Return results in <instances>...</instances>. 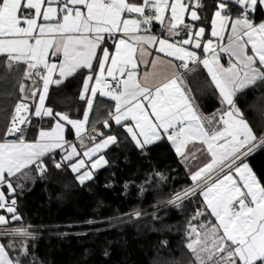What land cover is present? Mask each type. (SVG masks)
I'll return each mask as SVG.
<instances>
[{"label": "snow or ice", "instance_id": "6c2138e0", "mask_svg": "<svg viewBox=\"0 0 264 264\" xmlns=\"http://www.w3.org/2000/svg\"><path fill=\"white\" fill-rule=\"evenodd\" d=\"M258 8L264 9V0H214L210 10L204 0H0V58L9 68L26 65L24 78L33 83L27 94L20 85L11 121L0 128V212L5 213L0 226L22 219L16 198L20 180L32 171L42 177L46 159L57 169L70 168L81 185L108 163L103 153L117 137L94 125L84 135L99 94L115 102L104 128L111 130L114 123L140 149L166 138L183 157L191 141L206 146L210 162L191 173V188L169 201L179 206L202 196L215 217L210 237L201 236L206 224L192 223L203 211L198 208L189 221L187 247L196 264H264V183L247 163L264 148V136L255 134L234 100L238 91L264 83V21L254 20ZM154 23L161 35L152 32ZM209 30L215 43L206 38ZM149 47L169 58L171 69L154 87L137 79L140 62L155 66L160 59H145L152 55ZM221 53L228 54L227 67ZM53 57L59 63L50 62ZM190 64L207 69L226 105L207 127L185 86L184 74L194 70ZM85 69L78 95L82 119L46 107L50 85ZM33 117L49 118L47 128ZM68 126L79 146L65 139ZM34 239L30 226L0 228V264H26Z\"/></svg>", "mask_w": 264, "mask_h": 264}, {"label": "trees", "instance_id": "16d2710c", "mask_svg": "<svg viewBox=\"0 0 264 264\" xmlns=\"http://www.w3.org/2000/svg\"><path fill=\"white\" fill-rule=\"evenodd\" d=\"M204 2L210 10L214 0ZM254 20H264L261 8L254 13ZM25 68H9L0 58V128L11 121L20 100ZM84 74L87 72L53 88L48 107L82 119L83 102L78 95ZM188 88L204 114L222 110L214 84L203 68L189 76ZM235 104L255 134L264 136V83L240 93ZM113 108L112 101L97 97L89 128L94 125L105 135H115L117 143L105 152L108 163L92 180L81 185L70 168L57 169L49 159L48 171L42 177L32 171L20 180L23 188L17 190L16 198L22 219L0 227L30 226L35 239L28 242L26 264H196V255L187 247L191 242L189 221L198 208L203 211L204 215L192 221L197 227L207 225L202 234L213 220L201 196L179 206L169 203L175 192L193 186L189 172L167 139L140 149L122 128L103 129L100 124ZM47 121L33 119L45 128ZM247 162L264 183V148L250 155Z\"/></svg>", "mask_w": 264, "mask_h": 264}, {"label": "crops", "instance_id": "0c3cea01", "mask_svg": "<svg viewBox=\"0 0 264 264\" xmlns=\"http://www.w3.org/2000/svg\"><path fill=\"white\" fill-rule=\"evenodd\" d=\"M263 12H264V9H262ZM264 21V20H263ZM185 22L186 23H189L190 21L188 20V18L186 17L185 18ZM152 32L154 34H157V35H161V26L158 24V23H154L153 26H152ZM229 33H225L224 34V40L223 41H220V43H223V44H226L228 42L227 40V37H228ZM206 38H210V39H213L214 43L216 42V38H213L210 36H206ZM176 39H180V37H176ZM110 43V41H109ZM149 51L152 53L151 56H146L145 59L151 61L152 59H154L155 57L159 56L160 59H157L156 61V65L153 66L151 63L149 64H144L143 62H140L138 64V76H137V79L138 81H140L142 84H144L145 86H148V87H154L155 85L159 84L164 78L168 77L171 75V69L168 65V59L167 57L164 56V54H161V53H157L155 51V49L149 47ZM198 52L201 51V50H197ZM221 64L224 66V67H227L228 64H229V57H228V54L227 53H221ZM50 62H56V63H59L58 60H56L54 57L51 59ZM18 66H25L24 64H17V65H13L11 68H14V67H18ZM190 68H193L194 70L191 71V72H186L184 74V82H185V86L188 87V78L190 75H192L198 68H203L206 73L208 74L207 72V69H205L201 64H197V65H191L190 64ZM88 70H82V72H87ZM183 71V70H182ZM78 74V73H77ZM77 74L73 75L72 77L76 76ZM209 76V74H208ZM72 77H69L67 78L64 83L72 78ZM55 78V77H54ZM210 78V76H209ZM211 79V78H210ZM37 82L42 86V81H39V78H37ZM64 83H62L61 85L57 86L55 84L53 85H50V91H49V95H50V92L53 88H56V87H60L62 86ZM24 85H25V93H30L31 90H32V87H33V83L30 79H26L25 82H24ZM254 86V85H253ZM252 86H249V87H246L240 91H238L236 94H235V97H234V100L236 101V98L238 97V95L242 92H244L245 90H247L248 88H250ZM217 93H218V96H219V99L221 101V97L219 95V92L218 90L216 89ZM99 96V94H98ZM97 96V97H98ZM49 98V97H48ZM104 98H107V97H104ZM108 100H110L109 98H107ZM112 101V100H110ZM47 102H48V99L46 100V107H48L47 105ZM113 103H115L114 101H112ZM222 103V101H221ZM197 105V104H196ZM95 106V104H94ZM198 107V105H197ZM222 107H226V105H224L222 103ZM222 108V109H223ZM94 110V109H93ZM198 112L199 114L202 116L203 118V123L205 124V126L207 127V121L209 119H212L213 116L215 115V117H219V114L220 112H217L215 114H212V115H206L204 114L200 108L198 107ZM91 115L92 113H90L89 115V122H90V119H91ZM244 118V117H243ZM33 119H35L36 121H40L39 118H36V117H33ZM44 119H49L47 117H45ZM109 119V118H108ZM247 121V120H246ZM248 122V121H247ZM100 126L105 129L106 131H108L109 129H106L104 128L103 126V122L100 124ZM250 126V124H249ZM112 127H118L116 126L114 123H112ZM111 127V128H112ZM251 127V126H250ZM252 128V127H251ZM98 129L100 132L101 130L99 128H96ZM92 131V128L90 129L89 128V123L86 125L85 127V133L84 135L86 136L89 132ZM65 139L67 141H71L73 143H77V145L79 146V142L75 136V132L74 130H71L70 126H68V128L66 129V132H65ZM166 139V138H165ZM87 144H91L90 141H85ZM158 142V141H157ZM156 143V142H155ZM154 144V143H153ZM152 145V144H150ZM148 145V146H150ZM171 145V144H170ZM112 146V145H110ZM110 146L104 151L103 154H105V152L110 148ZM172 146V145H171ZM172 149L174 150V152L176 153L174 147L172 146ZM260 149V148H258ZM257 149V150H258ZM255 150V151H257ZM254 151V152H255ZM56 154H59V150H57ZM177 155V153H176ZM178 156V155H177ZM181 160V162L183 163V165L185 166V168L187 169V171L189 172V175L191 176V173L197 171L199 168L203 167L206 163L210 162L211 160V157H210V154L207 153V148L205 145H203L200 141H191L188 145H187V148L185 149V155L182 157V156H178ZM248 158V157H247ZM106 159V158H105ZM248 163V162H247ZM250 166V165H249ZM251 167V166H250ZM252 169V168H251ZM253 170V169H252ZM254 172V171H253ZM255 173V172H254ZM31 174V173H30ZM215 174L213 173V176ZM256 175V174H255ZM257 176V175H256ZM258 178V177H257ZM15 179V178H13ZM192 181V180H191ZM193 183V181H192ZM203 181H201V185L203 186ZM201 199L203 201V197L201 196ZM206 207V206H205ZM208 213L210 214V210H207ZM1 214V212H0ZM5 214V213H3ZM211 216V214H210ZM212 220H213V223H215V217L211 216ZM3 227V226H2ZM1 228V227H0ZM211 228H209L208 230H210Z\"/></svg>", "mask_w": 264, "mask_h": 264}, {"label": "rangeland", "instance_id": "374dc122", "mask_svg": "<svg viewBox=\"0 0 264 264\" xmlns=\"http://www.w3.org/2000/svg\"><path fill=\"white\" fill-rule=\"evenodd\" d=\"M201 236L202 237H210L211 236V229L210 230H206V231L204 230V232L201 234Z\"/></svg>", "mask_w": 264, "mask_h": 264}, {"label": "built area", "instance_id": "2783aa9c", "mask_svg": "<svg viewBox=\"0 0 264 264\" xmlns=\"http://www.w3.org/2000/svg\"><path fill=\"white\" fill-rule=\"evenodd\" d=\"M110 79V78H109ZM15 109V108H14ZM13 114H14V112H13ZM17 207H18V205H17Z\"/></svg>", "mask_w": 264, "mask_h": 264}]
</instances>
